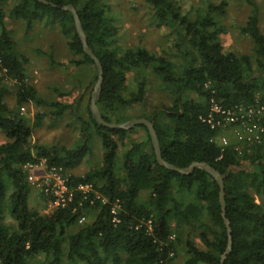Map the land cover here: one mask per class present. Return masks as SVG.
I'll use <instances>...</instances> for the list:
<instances>
[{
  "label": "trees",
  "instance_id": "trees-1",
  "mask_svg": "<svg viewBox=\"0 0 264 264\" xmlns=\"http://www.w3.org/2000/svg\"><path fill=\"white\" fill-rule=\"evenodd\" d=\"M45 1L49 5L0 0V82H13L18 108L45 110L29 125L8 109L6 89L0 87V133L5 137L0 144V264H172L179 249L185 254L182 264H220L226 252L220 190L208 173L195 168L181 175L160 166L143 125L128 130L98 125L90 111L91 94L87 118L81 119L77 108L45 102L28 84V58L6 28V17L23 22L26 34L36 25L56 28L74 57L71 65L91 66L97 81L94 62L84 53L65 6L75 9L87 46L102 67L96 99L102 119L117 125L145 119L153 124L166 163L179 169L205 163L218 172L232 241L223 264H264V142L250 151L242 145L221 149L213 142L220 131L202 122L212 101L226 109L264 102V33L255 0H197L204 6L192 13H184L177 0H146L155 26L169 27L173 35L164 54L120 46L104 0ZM230 2L251 8L239 31L253 43L251 56L224 51L220 36L226 31L217 20L225 17ZM147 72L159 81L169 104L150 100ZM135 109L140 112L129 115ZM73 111L77 146L32 144L43 116L57 123ZM138 132L143 140L135 139ZM94 139L101 144V163L82 175L68 174L90 155ZM42 160L48 169L61 168L70 187L90 190L75 192L65 207L42 211L50 198L28 181L26 169ZM34 188L45 204L41 211L31 206ZM115 207L117 223L111 212ZM81 216L90 221L80 226Z\"/></svg>",
  "mask_w": 264,
  "mask_h": 264
},
{
  "label": "rangeland",
  "instance_id": "rangeland-1",
  "mask_svg": "<svg viewBox=\"0 0 264 264\" xmlns=\"http://www.w3.org/2000/svg\"><path fill=\"white\" fill-rule=\"evenodd\" d=\"M217 3L218 0H208ZM110 6V17L114 26L118 28V44L123 48L144 47L150 52L164 54L167 52L173 35L169 27L157 28L153 23V12L146 0H104ZM183 12H189L204 6L205 1L177 0ZM256 13L259 27L264 33V0H255ZM252 14L251 8L241 3L230 2L226 15L217 20V23L225 27L226 33L221 37L224 51L237 54H253V43L249 37L240 34V27ZM5 25L12 32L13 39L18 48L27 56L26 65L27 82L35 88L39 97L45 102H59L72 105L77 108V114L81 119L87 118L86 106L89 94H92L96 84L93 79L94 71L91 66L71 65L74 57L68 52L65 39L56 28L36 25L33 30L26 34L25 25L19 20L7 18ZM174 53V52H173ZM179 63V59L175 58ZM148 95L153 103L169 104V98L159 87V81L147 72ZM1 76V74H0ZM131 84L132 78L128 76ZM0 87L6 89L4 102L10 111L16 112L26 119L29 125H33L37 114L45 110L42 107L28 105L18 108L16 105V88L13 82H0ZM86 88V90H83ZM139 109L129 112V115H137ZM75 111L65 113L64 119L52 122L47 116H43L38 127L33 129L32 144L51 147L52 145L74 148L79 143V126L74 117ZM135 139L143 140L144 134L138 132ZM5 142V137L0 133V144ZM91 152L88 157L75 166L68 174L82 175L90 168H96L101 163V144L94 139ZM251 149L249 148V151ZM92 168V169H93ZM29 174L37 175V172ZM47 204V203H46ZM44 202L37 199V191H32L31 206L41 211ZM46 206L42 211H45ZM8 220V219H7ZM86 217L83 226L88 223ZM174 238V237H173ZM185 254L178 250L177 257L172 264H182Z\"/></svg>",
  "mask_w": 264,
  "mask_h": 264
},
{
  "label": "built area",
  "instance_id": "built-area-1",
  "mask_svg": "<svg viewBox=\"0 0 264 264\" xmlns=\"http://www.w3.org/2000/svg\"><path fill=\"white\" fill-rule=\"evenodd\" d=\"M202 122L210 129L220 131L213 142L221 149L230 145L236 146V150L241 145L249 149L252 145L264 142V102L257 103L254 107L236 106L226 109L212 101L209 114ZM26 169L30 173H38L29 174L28 181L50 198L45 212L67 206L73 201L75 192L86 194L90 190L89 186L70 187L67 174L61 168H46L43 160L39 164L27 165ZM116 208L111 212L113 222L117 223ZM85 219V216H81L78 223H83Z\"/></svg>",
  "mask_w": 264,
  "mask_h": 264
},
{
  "label": "water",
  "instance_id": "water-1",
  "mask_svg": "<svg viewBox=\"0 0 264 264\" xmlns=\"http://www.w3.org/2000/svg\"><path fill=\"white\" fill-rule=\"evenodd\" d=\"M33 1L42 3L44 5H49V3L46 2L45 0H33ZM63 10L69 12L72 15L75 30H76V33H77L79 40L82 44L83 51L94 62V65H95L96 70H97V81H96V84L94 86V90L91 94V100H90V111H91L92 116L96 120L97 124L101 125L103 127H106V128H110V129H124V130L131 129L137 125H143L148 130V134H149L150 139H151L152 148L154 149L156 161L160 166L164 167L165 169H167L169 171H173V172H176V173L181 174V175L190 174L195 168H198V169H201V170L205 171L206 173H208L214 179V181L218 184L219 190H220L219 191V203L221 206L222 218H223L225 227L227 229V237H228L226 252L220 260V264H223L224 260L226 259L227 255L229 254V252L231 250V246H232L229 222L225 217V204H224V195H223V177L218 172H216L213 168H211L210 166H208L205 163H192L188 168H185V169H179V168H176V167L166 163L161 158L156 134H155V131L153 128V124L151 122L145 120V119H132V120L128 121L127 123L120 124V125L109 124L102 119L100 112L96 106V99H97V96H98V93L100 90V86L102 83V74H103L102 67L100 65L99 60L94 56V54L89 50V48L87 46L86 37H85L84 32L82 30V27H81V24L79 22V19H78V16H77L75 9L72 6H65V7H63Z\"/></svg>",
  "mask_w": 264,
  "mask_h": 264
}]
</instances>
